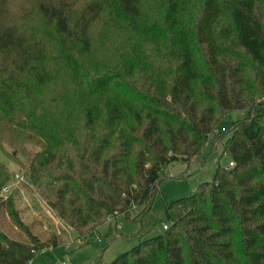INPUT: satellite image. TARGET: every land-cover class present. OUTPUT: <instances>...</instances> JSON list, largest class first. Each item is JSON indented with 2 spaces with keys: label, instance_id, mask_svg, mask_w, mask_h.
Segmentation results:
<instances>
[{
  "label": "trees",
  "instance_id": "obj_1",
  "mask_svg": "<svg viewBox=\"0 0 264 264\" xmlns=\"http://www.w3.org/2000/svg\"><path fill=\"white\" fill-rule=\"evenodd\" d=\"M236 109L249 114L213 134ZM224 133L232 165L145 237L162 168ZM3 145L78 237L105 217L138 223L107 264H264V0H0ZM0 207L26 235L0 228V264H27L45 241L11 195Z\"/></svg>",
  "mask_w": 264,
  "mask_h": 264
},
{
  "label": "rangeland",
  "instance_id": "obj_2",
  "mask_svg": "<svg viewBox=\"0 0 264 264\" xmlns=\"http://www.w3.org/2000/svg\"><path fill=\"white\" fill-rule=\"evenodd\" d=\"M262 100L263 98H260L254 102ZM248 114L247 109L230 110L221 118L213 134L219 128L230 126ZM227 135L221 134L217 143L208 140L191 160H175L162 168V178L157 185L151 206L159 223L145 237L162 232V223L169 224L175 220V211L167 208L172 200L195 192L201 182L212 179L217 165L227 164L229 158L222 153L221 146ZM13 148L16 147L0 146V161L6 166L9 175L8 180L0 188V196L5 199L11 195L21 221L31 233L45 241L40 254L35 255L27 264H107L115 256L139 242L138 223L128 222L122 215L110 220L105 217L97 229L88 236L78 237L77 232L56 215L40 190L29 182L23 154L17 150L16 154L12 155ZM26 148L29 151L38 149L33 145H26ZM0 228L12 238H26L24 231L15 225L2 207ZM53 239L55 247L52 245Z\"/></svg>",
  "mask_w": 264,
  "mask_h": 264
},
{
  "label": "built area",
  "instance_id": "obj_3",
  "mask_svg": "<svg viewBox=\"0 0 264 264\" xmlns=\"http://www.w3.org/2000/svg\"><path fill=\"white\" fill-rule=\"evenodd\" d=\"M228 165H232V162L229 161V162H228ZM107 220H109L108 217H107ZM162 228H163V229H166V228H167V223H163V224H162Z\"/></svg>",
  "mask_w": 264,
  "mask_h": 264
}]
</instances>
